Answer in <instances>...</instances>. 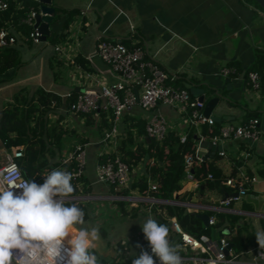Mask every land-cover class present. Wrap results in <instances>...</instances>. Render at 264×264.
Listing matches in <instances>:
<instances>
[{"label": "crops", "instance_id": "0c3cea01", "mask_svg": "<svg viewBox=\"0 0 264 264\" xmlns=\"http://www.w3.org/2000/svg\"><path fill=\"white\" fill-rule=\"evenodd\" d=\"M51 4L55 12L49 25L50 32H60L63 22L61 18L68 16L66 13L74 12L68 21L67 33L80 12H84L83 28L78 36L76 61L83 69L92 73L95 79L105 84L120 80L96 54L97 44L101 39L121 41L128 47L140 43L148 57L166 70L171 78L169 80L171 85L188 90L192 97L204 95L209 99L216 97V94L221 96L211 116L217 128L239 125L253 116L259 118L262 136L258 142L236 139L213 144L202 134V126L195 129L198 160L206 162L211 168V172L208 173L215 174L222 184L236 186L230 194L235 193L239 187L246 188L244 196L229 205L221 203L228 194L221 197L217 192L210 196L208 202L200 201L195 189L204 188L207 180H211L212 177L209 178V174L206 173L201 181H197L193 178L188 179L183 173L178 180L181 185L179 194L183 192L194 194L184 202L176 196L168 204L183 205L191 212L200 210L222 214L223 219L219 226L214 227V223L208 225L211 227L208 238L211 241L219 240L222 237L221 231L225 234L240 235L244 240L255 235L257 230L264 231V85L260 88L261 91L255 92L244 77L246 70L255 60V50L264 51V8L258 6L254 0H51ZM7 27L15 34V45L19 47L21 55H24L21 63L28 66L31 81L26 82V88L34 90L41 87L63 99L71 90H76L74 82L69 81L66 76V66L58 59L62 64L64 76L58 80L53 78V57L57 56L53 49L54 45L50 44L52 49L47 52L45 51V46L49 45L47 41L40 44L26 42V39L20 37V33L13 31L15 27H11L10 24ZM35 61H38L37 65L31 66L30 63ZM19 68L17 66L9 69L0 77L4 80L12 79ZM223 68H232L235 71L237 69L239 76L235 78L230 74L224 76L221 73ZM101 109L105 113L109 112L108 109ZM157 114L165 119L168 131L178 135L188 132L190 127L186 117L176 108L160 104L153 110H143L136 106L126 112L119 121L120 133L124 125L138 123L143 134L136 140L139 141L144 135L146 139V125ZM58 115H62L66 129L74 130L76 135L85 139L86 159L87 155H90L98 164L101 152L106 154L115 151L116 142L121 134L115 141L104 143L106 130L100 132L98 129L102 121L100 113L94 116L93 125H85L84 119L67 112L64 106L51 112L49 118L54 121ZM133 132L135 133V130ZM77 142L78 139L74 138L66 146L73 147ZM6 151L0 141V158ZM143 166V163H140L134 167L130 178L141 175ZM190 171L192 172V169ZM90 177L96 179V168L90 172ZM110 193L112 196L111 191ZM95 196L107 199L108 195ZM129 196L139 198L140 193L131 190ZM141 197L144 200L135 202H139L138 204L148 202V206H140L136 216L130 214L122 216V220L138 216L153 218L154 213L151 211L153 204L161 202L150 195ZM211 217L215 218V215ZM168 227L170 240L179 246V236L171 229L170 224ZM142 234L143 232L133 243L129 240L120 241L116 248L110 246L98 253L107 264H132L134 257L141 252ZM247 241L251 245L248 250L239 253H236L235 249L230 250L234 262L228 264H264V249L259 247L257 241L256 245L248 238ZM182 254L198 255L196 251L190 249Z\"/></svg>", "mask_w": 264, "mask_h": 264}, {"label": "trees", "instance_id": "16d2710c", "mask_svg": "<svg viewBox=\"0 0 264 264\" xmlns=\"http://www.w3.org/2000/svg\"><path fill=\"white\" fill-rule=\"evenodd\" d=\"M22 3V9H14V5L10 4L7 10L0 13V29L6 28L10 24L11 27L16 28L13 31L20 33V37L30 43L27 37L32 27L22 23L21 19L29 13L31 7L35 9L37 7L34 3L27 0ZM66 14L68 16L61 18L63 20L61 23L62 30L60 32L51 31L47 37L48 43L55 45L65 40L68 21L74 15V12ZM55 20L57 19L55 18ZM254 53L255 60L246 70L244 76L250 71L257 72L260 75L261 87L263 88L264 51L256 49ZM53 60V78L54 80H58L64 76V72L62 70V64L54 57ZM20 63V49L17 45L0 49V75L9 69L19 66ZM238 74L239 72L236 69V74L232 76ZM1 80H4V78H1ZM75 94L76 90L73 89L71 90V95L63 99L59 95L44 90L41 87H37L34 90L24 87L14 93L11 100L1 109L0 141L7 151L15 146L22 148L23 155L16 159V162L23 176L28 181L34 180L36 183L41 184L42 180L45 179L43 175H46L53 169H69L73 164H64L62 160L64 153L72 150L73 147L66 145L74 138H77L82 145L85 143V139L76 135L74 130H68L64 127L62 115H58L54 121H51L49 118V114L55 112L61 106L68 108L75 100ZM52 101L55 102L54 106L52 105ZM99 113L102 121L98 125V129L100 132L104 130L108 131L113 125V115L110 110L108 113H105L100 108L96 112L79 114L78 116L84 119L85 125H93L95 124L94 116ZM195 129L194 127L189 128L184 142L180 140V135L173 131H168L160 141L155 139L147 141L145 135L137 141L136 138L143 134V130L139 127V124L130 123L124 125L122 127V133L116 142L115 152L109 156H119L129 167L130 172L140 163H143L144 166L141 175L132 177L130 187L117 192V194H120V196H129L131 190H137L141 195H150L164 202L174 200L176 196L180 201L184 202L188 200L194 193L183 192L179 194L181 185L178 180L185 171L184 160L186 156L194 155L195 153ZM219 129L220 127L217 128L216 124L211 127L203 125L201 128L202 134L209 139L216 135ZM133 130H135V133ZM105 158V155L98 156V162L104 161ZM191 169L193 179L197 181H201L206 173L211 172V168L206 162L199 161L196 158ZM72 183L75 185L78 183L81 186L79 189L81 188L84 193H90V185L84 175L79 178L78 182L72 181ZM224 184L213 174L212 179L207 180L204 188L197 187L195 193H197L200 201L208 202L210 196L215 192L222 197L225 194L230 195L236 189V186L231 187ZM151 185H155L156 189L152 190ZM112 190L113 188L110 187L112 194H116ZM68 202L69 204L75 203L74 201ZM114 203L123 216L129 214L136 216L138 213L139 208L130 206L131 203L127 200H117ZM75 204L83 209L85 212V221H88L90 218L88 202L83 201ZM138 205L144 206L147 204L141 202ZM151 211L154 213L153 218L159 223L168 226L170 220L175 219L183 231L199 240L209 238L211 230L210 226L203 224L199 215L206 214L208 217L215 215L214 227L219 226L223 219V215L219 213L214 214L210 211L200 210L191 212L183 205H172L163 202L153 204ZM221 236L228 241L230 249H235L236 253L246 251L250 248L249 241L246 242L247 238L253 242V245H256L255 235L248 236L244 240L240 235L225 234L221 231ZM241 243L243 244L241 245ZM93 250L98 256L99 264H107V261L100 256L96 249Z\"/></svg>", "mask_w": 264, "mask_h": 264}, {"label": "built area", "instance_id": "2783aa9c", "mask_svg": "<svg viewBox=\"0 0 264 264\" xmlns=\"http://www.w3.org/2000/svg\"><path fill=\"white\" fill-rule=\"evenodd\" d=\"M25 0H0V13L7 10L10 4L14 5V9H22ZM35 4L37 9L31 7L29 13L21 19V22L32 27L27 39L33 44L43 43L41 41V33L34 28L35 15L40 12L41 0H27ZM84 12H80L77 19L74 20L72 26L67 30L65 40L53 46L57 59L66 66V76L69 81L76 85L75 100L68 108L67 112L75 115L88 114L98 111L100 108L108 109L113 115V125L104 133L103 142L109 143L115 141L120 135L119 121L126 112L132 108L139 106L143 110H153L158 105H166L176 108L187 119L189 127L197 128L206 125L211 127L215 124L214 118L204 114V102L198 97H192L188 90L180 87H174L169 83L171 80L166 70L156 61L148 57L144 47L140 43H135L128 47L121 41H112L109 39H101L97 44L96 54L109 66L110 70L117 74L120 80L105 84L89 71L77 63L78 36L83 28L82 16ZM16 36L8 27L0 29V49L14 46ZM221 73L226 75H235L236 71L232 68H223ZM239 76H233L234 78ZM246 83L255 91L261 87L260 75L255 71H250L244 76ZM95 86L97 88H94ZM71 95V91L65 95L67 98ZM55 103L52 101V104ZM168 132L165 119L157 114L154 115L146 125V136L150 139L162 140ZM260 121L258 117H251L247 121L239 125H225L220 127L219 132L210 138L213 144L223 140L241 139L250 142H258L261 139ZM186 134L180 135V140L184 142ZM101 152L99 156H106L104 161L98 162L96 166L97 180L108 184L118 195L123 189L130 187V169L119 158V156L110 157L114 153ZM222 153V152H220ZM22 148L11 147L0 158V187L9 186L22 187L28 180L23 176L16 159L22 157ZM194 155L186 156L184 160L185 171L188 179L193 178L190 171L194 159ZM64 164H73L67 171L73 174V182H78L79 178L84 174L86 166V155L84 144L77 142L73 149L68 151L62 160ZM212 177L211 174L208 175ZM74 184V183H72ZM78 190V183L75 185ZM151 189L155 190V185H151ZM15 191H22L16 189ZM247 189L239 187L233 194L227 195L221 203L229 205L232 201L244 196ZM77 194V193H76ZM72 194L69 201L75 203L84 200L85 195ZM100 197V196H95ZM121 199H130L133 201L144 200L141 196L135 198L132 196L118 195ZM96 199V198H94ZM97 199H101L97 198ZM159 202L168 203L158 200ZM214 218L209 217L208 224L212 225ZM171 229L179 236L181 256L185 264H228L234 262L231 256L228 241L221 237L217 241H211L208 238L199 240L196 237L182 230L179 223L175 219L170 220ZM143 249L151 252L148 241L144 234L140 238ZM188 249L196 251L197 256H187L182 253ZM262 251L260 250V254ZM16 264V258L13 259ZM159 264V261H157Z\"/></svg>", "mask_w": 264, "mask_h": 264}, {"label": "clouds", "instance_id": "9594fccd", "mask_svg": "<svg viewBox=\"0 0 264 264\" xmlns=\"http://www.w3.org/2000/svg\"><path fill=\"white\" fill-rule=\"evenodd\" d=\"M42 184L0 187V264H99L93 250L101 240L98 227L83 228L85 212L69 204L73 174L53 169ZM21 189L22 191H15ZM142 232L151 252L141 247L132 264H184L180 247L169 238V227L149 216ZM256 241L264 249V231Z\"/></svg>", "mask_w": 264, "mask_h": 264}, {"label": "rangeland", "instance_id": "374dc122", "mask_svg": "<svg viewBox=\"0 0 264 264\" xmlns=\"http://www.w3.org/2000/svg\"><path fill=\"white\" fill-rule=\"evenodd\" d=\"M51 49L52 48L50 43L49 45L45 46V51L47 50V52H50ZM32 51L34 52V50ZM22 56L24 58V55H21L20 52L21 61H22L21 59ZM38 61L30 63L31 66L37 65ZM22 64L23 63H21L20 66H18L20 68L18 69L16 75L12 79L0 81V112L1 109L11 100L13 94L16 93L18 90H20V88L25 87L27 81L29 82L31 81L29 79L30 76L28 75V66L26 67L27 64H23V65ZM258 91H261V89ZM87 156L88 159H86L84 176L86 177V179H88V184L91 185L90 193H84V191L80 188L79 193L77 192L76 195H85V197H87L84 198V200H82L81 202L83 201L88 202L90 218L88 221H85L84 225H80L79 227L90 229L91 227L95 226L99 228L101 240L96 243V246L94 248L96 249L97 252H101V250H105L110 246L112 247L114 246V248H116L120 241L129 240L130 243L135 242V240L142 232L141 224L147 218L138 216L137 218L127 217L125 220H122L123 215H121V213L118 211L114 203V201L122 200V199L115 194L114 195L112 194L111 196L110 195L111 193L109 191V186L104 183L98 182L97 177L95 180L94 178L90 177V172H92V170H95L97 163L94 160V157L90 155ZM43 182L44 180H42V183ZM78 186L81 187L80 185ZM93 194L102 195V196L108 195V196L107 199H105L104 197H101L102 199H97L100 197H95V195ZM140 196L142 195L140 194ZM124 197L126 198L127 196ZM123 200H127L132 205L134 206L137 205L136 207L140 208V206L138 205L139 202H135L128 198ZM142 203H146L147 205L149 204L148 202H142Z\"/></svg>", "mask_w": 264, "mask_h": 264}, {"label": "water", "instance_id": "95a60500", "mask_svg": "<svg viewBox=\"0 0 264 264\" xmlns=\"http://www.w3.org/2000/svg\"><path fill=\"white\" fill-rule=\"evenodd\" d=\"M259 6L264 8V0H254ZM42 5L40 6V12L35 15V22L33 27L37 28L41 33V41L46 42L47 37L50 34L49 25L53 19L55 8L51 4V0H41ZM77 90V89H76ZM221 98L219 94H216V97L206 99L204 95L198 97L201 102H204V114L206 116H212L215 106L218 103V100ZM224 119V116L222 117ZM146 140L149 141L150 138L146 137ZM74 186V184H73ZM78 190L74 186L73 194H76ZM237 193H234L236 196ZM199 218L202 220L205 226H208L209 217L206 214L199 215ZM230 249V246H229Z\"/></svg>", "mask_w": 264, "mask_h": 264}]
</instances>
